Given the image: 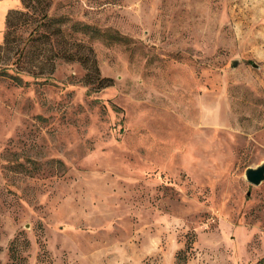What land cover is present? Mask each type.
Returning a JSON list of instances; mask_svg holds the SVG:
<instances>
[{
	"label": "rangeland",
	"instance_id": "374dc122",
	"mask_svg": "<svg viewBox=\"0 0 264 264\" xmlns=\"http://www.w3.org/2000/svg\"><path fill=\"white\" fill-rule=\"evenodd\" d=\"M52 14L120 38L85 39L113 85L60 60L48 84L0 79V262L16 241L22 264H264V182L245 177L264 163V0Z\"/></svg>",
	"mask_w": 264,
	"mask_h": 264
},
{
	"label": "trees",
	"instance_id": "16d2710c",
	"mask_svg": "<svg viewBox=\"0 0 264 264\" xmlns=\"http://www.w3.org/2000/svg\"><path fill=\"white\" fill-rule=\"evenodd\" d=\"M20 1L21 7L9 10L6 17L4 42L0 44V79L18 87L29 86L32 82L28 78L36 84H48L60 60L79 63L86 70V84L97 91L113 85L112 79L101 76L94 50L85 39L92 41L107 35L115 41L120 38L66 16L53 15L56 0ZM178 259L182 264L187 258L181 255ZM23 261L16 241L12 242L8 264Z\"/></svg>",
	"mask_w": 264,
	"mask_h": 264
},
{
	"label": "water",
	"instance_id": "95a60500",
	"mask_svg": "<svg viewBox=\"0 0 264 264\" xmlns=\"http://www.w3.org/2000/svg\"><path fill=\"white\" fill-rule=\"evenodd\" d=\"M233 66L237 67L239 61H233ZM257 67V65H253ZM246 180L253 186L258 187L264 182V163L256 168H248L245 172Z\"/></svg>",
	"mask_w": 264,
	"mask_h": 264
},
{
	"label": "crops",
	"instance_id": "0c3cea01",
	"mask_svg": "<svg viewBox=\"0 0 264 264\" xmlns=\"http://www.w3.org/2000/svg\"><path fill=\"white\" fill-rule=\"evenodd\" d=\"M20 7V0H0V38L5 30V22L9 10L18 9Z\"/></svg>",
	"mask_w": 264,
	"mask_h": 264
}]
</instances>
